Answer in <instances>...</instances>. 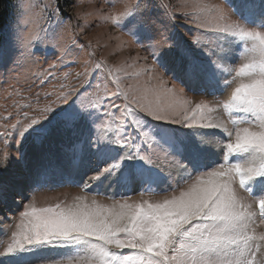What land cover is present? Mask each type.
<instances>
[{"label": "snow or ice", "instance_id": "snow-or-ice-1", "mask_svg": "<svg viewBox=\"0 0 264 264\" xmlns=\"http://www.w3.org/2000/svg\"><path fill=\"white\" fill-rule=\"evenodd\" d=\"M247 2L252 4L250 12L258 15L243 19L256 24V29L235 22L228 24L227 11L214 9L218 13L214 22H225L224 26L214 29L219 38L251 42L250 47L245 45L251 57L234 70L239 83L226 102L218 105L220 110L228 112L230 119L236 117L231 119V129L224 121L213 123L207 116L213 109L203 101L192 107L189 101L173 97L166 104H153L148 99L149 94L160 97L177 90L175 84L167 88L168 82L162 75L151 77L157 84L146 86L143 96L136 95V90L110 91L97 86L91 94L95 100L88 98L86 101L87 89L91 87L86 83L80 91L60 92L55 101L43 107L37 102V108L33 109L37 115L17 113L21 118L15 123L0 125L5 129L0 132V141L5 145L0 149V172L9 168L13 157L28 170L22 144L26 134H33L32 145L41 161L36 169L33 192L45 187L54 176H62L66 183H77L76 172L86 144L94 149L105 144L116 145L121 154L96 174L88 176L82 182L85 188H90L92 182L106 174L117 177L125 161H140L138 167L118 181L123 188L135 186L142 194L171 189L169 195L156 202H130L127 196L111 205H103L95 199L89 202L87 197L76 196L71 203L54 206L36 207L34 200L22 204L16 231L12 232L11 243L0 257L18 258L37 249L64 247L71 250L70 255L60 259L41 258L35 264H264V233L257 234L253 227L257 218L264 223V0ZM194 6L206 7L202 3ZM133 8L135 11L124 15L130 31L135 32L136 25L142 21L139 4ZM38 40L36 34L27 33L23 47L31 50ZM199 44L197 37L194 46L202 50L208 61L205 63L191 50L182 48L185 75L204 87L214 88L219 83L216 73L220 65L198 47ZM172 46L164 34L151 44L159 53ZM152 55L158 61L157 51ZM103 67V61L96 65L97 70ZM159 67L160 64H153L144 66L143 70L157 73ZM224 71L231 73L233 70ZM224 84L230 86L231 82ZM179 91L182 93L183 89ZM74 92L76 98L68 102ZM112 97L122 98L124 103L117 105L111 102ZM116 111L124 119L117 117ZM54 113L56 120L44 127V122ZM141 114L162 125L176 126L160 130L150 128L151 142L164 149L165 166L153 155L142 154V149L128 135L129 124L138 132L145 127ZM5 119L10 120L12 116H0V120ZM54 128L60 132L71 130L72 135L78 137L67 147L60 144L62 159L56 154L57 145L50 139ZM122 129L124 139H121ZM181 129L194 132L195 145ZM216 132L222 140L216 138ZM141 135L148 136V133ZM208 136L212 138H206ZM9 147H15L16 153H9L6 150ZM185 151L191 152L190 161L183 158ZM172 169L179 170V181L174 178ZM237 177L239 187L249 194L251 202L246 203L240 196ZM6 187L0 183V197ZM254 206L258 207L254 210Z\"/></svg>", "mask_w": 264, "mask_h": 264}, {"label": "rangeland", "instance_id": "rangeland-1", "mask_svg": "<svg viewBox=\"0 0 264 264\" xmlns=\"http://www.w3.org/2000/svg\"><path fill=\"white\" fill-rule=\"evenodd\" d=\"M198 3L206 7L198 9L194 6ZM137 4L140 6L139 19L142 24L136 25L133 32L130 31L131 26L128 25L124 14L135 11L133 6ZM14 7L16 11L12 18L0 30V116H12V119L0 120V125L15 123L16 119L21 118L22 112L37 115L38 113L33 111L38 106L37 102L43 107L55 101L60 92L69 89L80 91L86 83L91 84L87 89L86 101L88 98L95 100L96 97L91 94L96 91L97 86L100 89L107 87L110 91L136 90V95L143 96L146 86L157 84L151 77L162 75L168 82L166 87L172 88L175 84L177 90L175 93H164L160 97L155 93L149 94L148 99L153 104H166L168 99L173 97L189 101L192 107L203 101L208 108L213 109L207 113L213 123L224 121L230 129L233 127L231 119L236 117L230 119L228 112L220 110L218 105L226 102L239 83L234 70L251 57V53L245 51V45L250 47L251 42L231 37L227 40L219 38L214 29L224 26L225 22H214V17L218 15L214 9L223 8L227 11L230 17L226 22L228 24L235 22L256 29V24L243 19L249 15H258L250 12L252 4L247 0H14ZM27 33H34L39 37L31 50L23 47V38ZM161 34L166 35L168 43L173 46L159 53L151 44L159 41ZM197 37L200 40L198 47L203 48L210 54L211 59L220 65L216 73L219 83L214 88L204 87L185 75L182 48L191 50L193 55L205 63L208 61L202 50L194 46ZM153 51H157L158 61L152 55ZM101 61L104 62V67L97 70L96 65ZM153 64H160L157 73L143 70L144 66L151 67ZM224 69L233 71L229 73ZM225 81H230V86H225ZM179 89H183V92ZM49 93L51 95H48ZM100 95H104L103 91ZM75 98L74 92L68 102ZM111 102L117 105L124 103L123 99L118 97H112ZM26 104H31L32 107H24ZM17 113L21 115H16ZM115 115L124 119L118 111ZM141 119L145 127L138 132L129 124V137L142 149V154L153 155L161 166H165L164 149L151 142L150 128L160 130L176 126L162 125L151 118L143 117L142 114ZM55 120L54 113L43 126L48 127ZM112 126L115 127V124ZM4 130L0 127V132ZM123 131L122 129L121 139H124ZM181 131L187 134L193 145L196 144L192 130ZM141 133H148V136L142 137ZM32 135L31 132L26 134L27 138L22 144L28 159V170L26 171L24 165L13 157L9 168L0 172V183L7 186L0 197V254L7 244L11 243V234L16 231L19 223V212L23 211L21 205L33 200L36 207H47L58 203H71L76 196H84L89 202L95 199L100 204L111 205L127 196H130V202H156L170 194L171 189L165 192L162 188L142 194L138 187L129 186L125 189L122 183H118L138 167L142 163L140 161H125L117 177L106 174L98 181L92 182L90 188H85L82 182L87 180L88 176L96 174L121 154L119 146L112 144H105L96 149L86 144L84 156L76 172L77 183H66L62 176H54L45 187L33 192L32 187L37 179L36 169L41 161L39 153L32 145ZM215 135L217 139H223L219 132ZM77 138L72 135L71 130L60 132L56 128L50 137L57 145L55 151L61 159L60 144L67 147ZM4 147L3 141H0V149ZM6 150L16 153L15 147ZM183 158L190 161L191 152L185 151ZM165 170H168L167 167ZM172 174L177 181L181 179L179 170L172 169ZM238 179L237 177L240 196L246 203L251 202L249 194L239 187ZM187 182L191 183V180ZM255 207L258 206H254V210ZM253 227L257 234L264 233V223H261L259 218ZM70 254L71 250L68 248L47 247L23 253L18 258H0H3V264H35L41 258L60 259ZM259 258L258 254L257 259Z\"/></svg>", "mask_w": 264, "mask_h": 264}, {"label": "trees", "instance_id": "trees-1", "mask_svg": "<svg viewBox=\"0 0 264 264\" xmlns=\"http://www.w3.org/2000/svg\"><path fill=\"white\" fill-rule=\"evenodd\" d=\"M14 0H0V30L15 13Z\"/></svg>", "mask_w": 264, "mask_h": 264}, {"label": "bare ground", "instance_id": "bare-ground-1", "mask_svg": "<svg viewBox=\"0 0 264 264\" xmlns=\"http://www.w3.org/2000/svg\"><path fill=\"white\" fill-rule=\"evenodd\" d=\"M37 166V165H36Z\"/></svg>", "mask_w": 264, "mask_h": 264}]
</instances>
